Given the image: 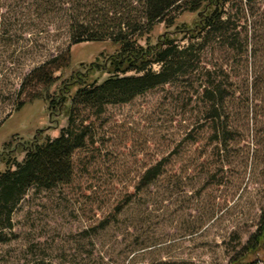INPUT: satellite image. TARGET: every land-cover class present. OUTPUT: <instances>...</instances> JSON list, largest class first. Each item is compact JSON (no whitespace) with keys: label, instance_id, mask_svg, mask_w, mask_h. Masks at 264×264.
Wrapping results in <instances>:
<instances>
[{"label":"rangeland","instance_id":"374dc122","mask_svg":"<svg viewBox=\"0 0 264 264\" xmlns=\"http://www.w3.org/2000/svg\"><path fill=\"white\" fill-rule=\"evenodd\" d=\"M223 19L225 33L215 50L204 51L199 69H217L223 117L236 130L221 157L203 119V75L179 76L131 101L107 104L100 114L84 108L79 119L90 136L73 155V182L28 191L15 211L14 232L0 236V264H229L256 231L264 207V0L230 2ZM196 20L190 12L179 18L189 25ZM174 30L156 25L152 43ZM25 38L29 51L19 49L0 74V170L4 159L22 160L34 141L60 134L69 107L58 108L60 93L63 101L78 73L108 77L95 66L118 49L109 41L72 44L65 34ZM56 56L14 94L26 72ZM72 87L69 100L78 86ZM161 159L163 174L138 188ZM119 207L111 227L85 231Z\"/></svg>","mask_w":264,"mask_h":264},{"label":"trees","instance_id":"16d2710c","mask_svg":"<svg viewBox=\"0 0 264 264\" xmlns=\"http://www.w3.org/2000/svg\"><path fill=\"white\" fill-rule=\"evenodd\" d=\"M233 1L0 0V74H6L5 70L10 68L8 64L17 61L19 49L25 50L24 53L29 51L30 40L25 38L28 34H65L72 44L109 41L118 46L107 56L102 67L95 66L97 71L108 72V77L99 81L98 78L90 79L91 71L85 75L78 73L64 91L63 101L60 93L58 108L63 103L69 107L66 113L68 123L58 136H47L23 148L25 157L22 160L17 157L4 159L6 168L0 170V236L6 234L5 231L14 232L15 211L31 188L53 189L73 182V155L85 146L90 136L89 127L79 119L84 108H93L100 114L107 104L131 101L179 76L191 74L195 78L203 75L202 96L206 104L203 119L211 129L210 140L217 142L218 156L221 157V146H229L236 140V130L223 117L224 89L217 69L206 66L201 71L199 69L204 51L208 48L215 50L220 43L227 23L223 17L227 5ZM186 12L197 14L194 24L179 22ZM161 23L167 28L175 27V30L166 31L156 43H152L151 33ZM171 32L183 36L179 39ZM185 39L187 42L183 44L181 40ZM57 58L45 60L26 72L21 77V87L14 94L21 95L27 80L45 70ZM155 64L160 65L159 70H155ZM37 78L44 81L41 75ZM74 85L78 87L69 100L67 94L72 92ZM24 104L19 102L17 109ZM192 138L198 139L193 134ZM165 166L166 159L150 166L142 175L138 188L154 182L163 174ZM122 212L123 208H117L115 213L85 231L108 229ZM173 264L191 263L182 260ZM229 264H264V207L256 231L235 250Z\"/></svg>","mask_w":264,"mask_h":264}]
</instances>
